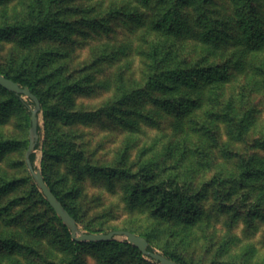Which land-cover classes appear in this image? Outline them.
Here are the masks:
<instances>
[{
  "label": "rangeland",
  "instance_id": "rangeland-1",
  "mask_svg": "<svg viewBox=\"0 0 264 264\" xmlns=\"http://www.w3.org/2000/svg\"><path fill=\"white\" fill-rule=\"evenodd\" d=\"M50 4L51 0H0V29L52 16L68 35H48L32 46L15 37H0V68L16 70L22 57L41 64L47 60L46 51L55 47L62 51V58L47 63L38 76L29 72L46 92L48 105L59 109L50 116L40 114L42 134L35 167L46 169L62 193L77 196L81 231L130 228L151 234L154 249L162 254L177 252L190 264H264V43L256 49L243 44L235 23V1L206 4L210 16L226 22L217 42H205L191 4L183 10L188 28L180 36L153 29L159 10L156 0H58L57 6ZM255 4L264 31V0ZM156 43L163 52L174 49L175 64L183 68L219 65L225 76L222 83L201 80L179 90L177 104L165 105L161 99L167 97L166 90L150 89L145 82L152 64L148 52ZM46 73L61 75V83L85 88L71 95L65 105L61 90L51 92V83L44 81ZM135 93L134 100L121 98ZM5 98L0 92V101ZM231 102L237 114L250 117L248 131L239 140L232 138L228 124ZM30 129L14 112L7 119L0 117V136L22 142L30 140ZM48 138L57 145L63 142L62 152L70 148V154L46 161ZM26 153L25 145L12 146L0 159V177L20 181L14 191L0 198V207L14 198H26L12 209L15 221L4 219L9 215L0 216V234H14L53 264H74L71 251L68 254L57 237L60 226L39 203ZM71 155L78 163L74 169ZM250 157L254 162H247ZM151 159L162 170L154 183L165 182L192 197L198 214L179 223L159 219L151 201L142 197L131 203L134 178L84 172L87 164L130 166L133 174L141 176ZM249 171L253 175L246 177ZM37 212L42 213L38 223L45 222L47 227L38 236L29 230L31 214ZM28 252L2 253L0 264H32L30 257H38ZM78 255L81 264H100L98 248H83ZM143 258L139 262L124 255L115 264H158ZM35 261L45 262L43 258Z\"/></svg>",
  "mask_w": 264,
  "mask_h": 264
},
{
  "label": "trees",
  "instance_id": "trees-1",
  "mask_svg": "<svg viewBox=\"0 0 264 264\" xmlns=\"http://www.w3.org/2000/svg\"><path fill=\"white\" fill-rule=\"evenodd\" d=\"M146 3H150L151 0H143ZM235 1V11L234 15L236 17L235 23L239 29L241 34V41L247 48H259L264 43V31L262 30L260 19L257 16V9L255 0H234ZM58 0H51V6H57ZM210 0H156V4L159 6V10L156 13L155 22L153 25V29L167 34L171 36H180L185 32L186 27L188 28L187 17L185 14V7L188 4L194 6V11L197 14L196 23L203 28V38L205 42H217L221 41L220 33L223 32L221 30V26H225V21H220L216 18L210 16V9L206 4H208ZM184 10V11H183ZM35 11H32L34 15ZM41 15L39 16V18ZM40 22L36 21H28L21 22L17 25H14L11 28H1L0 29V37L4 38H18L22 44L32 46L35 43L39 42V39H43L45 36H53L68 38V35L62 31L61 22L59 20H55L52 16H45L44 18L39 19ZM220 26V27H219ZM14 35V36H13ZM62 35V36H61ZM51 38V37H50ZM163 47L160 43H156L152 46L151 50L148 52L150 60H152V64L148 69V72L145 76V82L150 89H157L160 92L166 90L167 97L161 99L162 103L165 105L168 104H177L179 102L180 92L183 88L193 87L200 82L201 80H207L210 83H222L219 82L224 78V71L219 65H208L201 67H190L183 68L180 65H176V58L174 56V49H165L163 52ZM174 51V52H173ZM166 54V57H161L162 54ZM45 57H47L46 61L43 63L37 62V64L27 61V58L22 57L21 61L18 62L17 69L13 71H6L0 68V73L6 76L7 78L19 83L22 87H28L35 95H37L41 101L42 111L47 116H50L54 113V111L59 110L57 107L49 106L47 103L46 92L41 91L37 86V81L29 76V72L35 71V75L38 76V73H41V69L46 68L47 63H51V61L57 62L62 58V51L55 47L50 51H46ZM166 64V66H164ZM44 71V70H43ZM38 79V77H37ZM45 82L51 83V92L52 90H61L62 98L61 100L65 105H68V101L71 100V95H73L77 90L84 89L85 86H73V84L61 83V75L59 74H45L44 76ZM66 82V80L64 81ZM84 87V88H82ZM214 88V86H213ZM149 89V90H150ZM217 88H215L216 94ZM0 92L6 96L5 99L0 101V117L11 116V113L14 112L17 116H20L22 120H24V124L29 129L31 127V111L30 109L34 107V103L31 100H24L22 96L17 95L14 92H10L7 89L0 86ZM146 95L147 92H146ZM182 95V94H181ZM68 96V97H67ZM66 97V98H65ZM136 93L130 95H123L121 98L123 101H129L131 98L136 99ZM65 99V100H64ZM121 99V100H122ZM185 102V100H184ZM232 103V102H231ZM124 104V102H122ZM185 105H187L185 103ZM232 104H229L228 108V124L231 129V136L235 140L242 139L248 131L249 120L250 117L244 114H237L234 111V107ZM180 107V106H179ZM119 112H122V108L118 109ZM214 114V111H212ZM39 133L40 136L42 134V127L39 125ZM29 138L25 141L19 142L15 139L5 138L4 136H0V159L4 156L6 151L13 147H18L19 145H25V148L29 147ZM64 143L58 141V145L54 142L52 138H48L45 144L44 157L46 161L53 159H60L62 156H67L70 154V148H67L65 153L62 152L64 148ZM40 148V143L37 146V150ZM32 161L35 166L37 154L34 153L32 155ZM71 166L74 169L78 165L77 159L71 155ZM247 162L252 163L254 159L252 157L248 158ZM247 163V164H248ZM36 168V167H35ZM143 168L147 171L146 174H142L141 176L137 174H133L130 166H96L87 164L84 167V172L90 174L100 173L101 175H105L106 177H132L136 180L133 186L130 187V198L131 203L134 200L140 199L144 197L146 201H151L152 209L156 213V217L159 219L173 220L174 223H179L187 220L189 216H195L198 214V205L196 202L191 199L192 197H187L179 192L180 189L173 188L170 185L163 184H155L161 173L160 166L149 160L143 166ZM75 171V170H73ZM43 175L45 181L52 189L53 193L57 196V198L63 203L65 208L69 211V213L76 219L78 225L81 224V215L78 212L75 206V199L77 196L75 195H66L62 193V191L58 188L56 183L50 178L47 170H43ZM246 177H251L253 174L251 172H246ZM33 187L38 192L39 195V203L44 205L47 210L50 212L53 222L60 226L59 233L57 237L61 238V243L65 247V251L71 254L73 257L74 264H81L79 262V252L83 248H98L99 249V262L100 264H115L119 258L124 255H131L137 261H144V255L140 252V250L131 244H129L126 240L124 241H116L113 240L111 242H96V243H86V242H75L72 239L71 231L65 226L61 218L57 215L55 210L52 208L43 192L37 186L34 178L32 177ZM19 180H5L0 177V198L7 193H10L15 190L17 187V183ZM31 196V194H30ZM26 199V198H25ZM23 197L14 198L8 204L0 207V216L9 215L10 218H4L8 221H15L14 217H12V209L13 207L20 201L25 200ZM37 202V201H36ZM33 204V203H32ZM34 205V204H33ZM28 209V208H26ZM24 211V210H22ZM21 212V211H20ZM19 212V213H20ZM33 215V216H32ZM22 213L19 218H17V222L20 223L22 220ZM42 213L37 212L31 214V222L32 225L29 227L30 231H33L36 236L39 233H44L47 229L45 222H39V218H41ZM186 222V221H185ZM114 230H128L138 235L145 237L149 243V250L154 249V236L151 234H143L139 233L130 228H121V229H112ZM110 231L105 229H88L87 233H109ZM23 251L32 257L43 258L45 262H36L35 259L31 258L32 264H53L49 262L46 255L41 253L38 248L31 246L29 243H21L18 238L14 236V234H0V254L2 253H14L16 251ZM167 258L174 260L178 264H190L188 263L181 255L177 252H169L166 251L163 253ZM45 257V258H44ZM153 260V259H152ZM34 261V262H33ZM154 261V260H153ZM13 264H19L13 262ZM212 264H235L231 262H219L213 261Z\"/></svg>",
  "mask_w": 264,
  "mask_h": 264
},
{
  "label": "water",
  "instance_id": "water-1",
  "mask_svg": "<svg viewBox=\"0 0 264 264\" xmlns=\"http://www.w3.org/2000/svg\"><path fill=\"white\" fill-rule=\"evenodd\" d=\"M0 86L7 89L10 92H14L23 98H27L34 103V107L30 109L31 111V129H30V143L26 153V162L28 168L37 184L39 189L43 192L44 196L55 210L57 215L61 218L65 226L71 231L72 239L75 242H86V243H96V242H111L118 237H123L132 246L138 248L140 252L153 259L158 264H178L174 260L167 258L164 254L158 252L156 249L149 250V241L136 233L128 230H114L109 233H87L82 232L76 219L69 213L65 208L63 203L57 198L53 193L52 189L49 187L45 181L42 170L36 169L33 161L32 155L36 153L37 146L40 143V114L42 111V105L39 97L35 95L28 87H22L19 83L7 78L0 73Z\"/></svg>",
  "mask_w": 264,
  "mask_h": 264
}]
</instances>
